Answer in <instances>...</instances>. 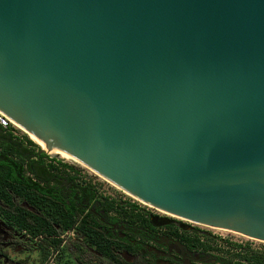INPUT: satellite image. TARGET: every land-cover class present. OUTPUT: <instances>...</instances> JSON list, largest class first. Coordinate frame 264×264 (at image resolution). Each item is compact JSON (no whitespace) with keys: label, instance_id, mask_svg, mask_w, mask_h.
<instances>
[{"label":"water","instance_id":"95a60500","mask_svg":"<svg viewBox=\"0 0 264 264\" xmlns=\"http://www.w3.org/2000/svg\"><path fill=\"white\" fill-rule=\"evenodd\" d=\"M0 113L150 206L264 243V0H0Z\"/></svg>","mask_w":264,"mask_h":264},{"label":"flooded vegetation","instance_id":"af4514ba","mask_svg":"<svg viewBox=\"0 0 264 264\" xmlns=\"http://www.w3.org/2000/svg\"><path fill=\"white\" fill-rule=\"evenodd\" d=\"M24 175L14 208L0 199V264H227L213 227L118 198L77 169Z\"/></svg>","mask_w":264,"mask_h":264},{"label":"trees","instance_id":"16d2710c","mask_svg":"<svg viewBox=\"0 0 264 264\" xmlns=\"http://www.w3.org/2000/svg\"><path fill=\"white\" fill-rule=\"evenodd\" d=\"M14 135L13 128L5 129L0 126V199L2 198L3 201L10 204L12 208H14V204L9 193H15L19 188L20 179L31 182V178L24 175L26 172L56 173L74 169L72 166L54 159H51V163L47 164L45 159L49 156L36 154L29 150L28 146H36L32 141L28 140L25 143ZM87 187L91 188L95 185L88 183ZM230 247L234 253L231 254L230 259H227V264H264V249L261 252L252 251L250 248H244L239 244H230ZM219 251L222 250L219 249Z\"/></svg>","mask_w":264,"mask_h":264},{"label":"rangeland","instance_id":"374dc122","mask_svg":"<svg viewBox=\"0 0 264 264\" xmlns=\"http://www.w3.org/2000/svg\"><path fill=\"white\" fill-rule=\"evenodd\" d=\"M14 129V136L21 139L23 142H27L28 140L32 141L36 146L35 147H29V150L34 151L36 154L40 152L41 149H44V146L36 139L31 137L29 134H27L22 129L18 128L17 126H13ZM51 159L57 160L55 158H51L50 156L45 159V162L47 164L51 163ZM58 161V160H57ZM64 164L68 166H72L74 169H77L79 171H82L83 174H85V177L92 181V183H95L96 186H99L100 188H104L107 193H111L116 195L118 198L121 199H127L128 201H135L136 203H139L143 206H145L144 202L138 200L131 194L123 191L121 188L116 186L115 184L111 183L110 181L106 180L105 178L101 177L100 175L84 168L83 166L73 162V161H63ZM142 202V203H141ZM206 228V227H203ZM212 232V235L216 238V245L219 246L218 250L221 249L222 251H218L217 255L222 256L226 259H230V256L232 253H234L233 249L230 247V244H239L242 245L244 248H250L252 251H263L264 249V243L256 240H252L250 238H247L245 236L232 233V232H224L219 231L216 229H208Z\"/></svg>","mask_w":264,"mask_h":264},{"label":"bare ground","instance_id":"6f19581e","mask_svg":"<svg viewBox=\"0 0 264 264\" xmlns=\"http://www.w3.org/2000/svg\"><path fill=\"white\" fill-rule=\"evenodd\" d=\"M13 124L15 125V126H17L18 128H20V129H22L23 131H25L23 128H21L20 126H18L16 123H14L13 122ZM27 134H29L31 137H33L34 139H36V140H38L37 138H35L34 136H32L30 133H28L27 131H25ZM39 141V140H38ZM43 146H44V151H46L49 155H51V156H56V157H58L59 159H62V160H64V161H71V160H69V159H67V158H65V157H63V156H61V155H59V154H57V153H55V152H53L52 150H50L46 145H44L41 141H39ZM120 188V187H119Z\"/></svg>","mask_w":264,"mask_h":264},{"label":"built area","instance_id":"2783aa9c","mask_svg":"<svg viewBox=\"0 0 264 264\" xmlns=\"http://www.w3.org/2000/svg\"><path fill=\"white\" fill-rule=\"evenodd\" d=\"M0 126L5 129H8L13 128L14 124L9 118L0 113Z\"/></svg>","mask_w":264,"mask_h":264}]
</instances>
